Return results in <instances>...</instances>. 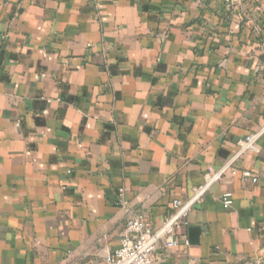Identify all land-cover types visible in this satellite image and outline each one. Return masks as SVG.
Wrapping results in <instances>:
<instances>
[{"label":"crops","instance_id":"1","mask_svg":"<svg viewBox=\"0 0 264 264\" xmlns=\"http://www.w3.org/2000/svg\"><path fill=\"white\" fill-rule=\"evenodd\" d=\"M262 127L264 0H0V264H107ZM174 238L152 264H264V130Z\"/></svg>","mask_w":264,"mask_h":264},{"label":"built area","instance_id":"2","mask_svg":"<svg viewBox=\"0 0 264 264\" xmlns=\"http://www.w3.org/2000/svg\"><path fill=\"white\" fill-rule=\"evenodd\" d=\"M218 1L222 2L225 9L229 11L234 7L237 0ZM263 130L264 127L247 133L243 137H239L236 140L237 154L230 157L218 172L206 174L204 183L194 188V194L190 200L181 202L178 199H174L172 202L173 212L165 218L162 225L157 229H153L147 223V219L143 214L130 215L126 219L124 228L120 234L118 247L106 256L107 264H152L153 254L161 240H164L167 247H174L177 244V240L174 238V231L178 221L187 214L192 204L205 193L213 181L218 179L235 157L256 151V140ZM241 177L244 180L250 179L253 182L257 180V177L249 170H242ZM118 197L120 201L126 203L123 198V188H119ZM221 200L224 207L231 206V193L225 192Z\"/></svg>","mask_w":264,"mask_h":264}]
</instances>
